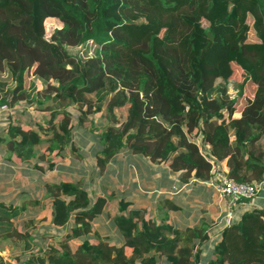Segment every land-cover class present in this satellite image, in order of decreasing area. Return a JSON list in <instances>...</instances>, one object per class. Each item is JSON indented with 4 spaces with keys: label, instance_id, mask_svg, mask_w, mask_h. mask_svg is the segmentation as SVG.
Returning a JSON list of instances; mask_svg holds the SVG:
<instances>
[{
    "label": "trees",
    "instance_id": "obj_1",
    "mask_svg": "<svg viewBox=\"0 0 264 264\" xmlns=\"http://www.w3.org/2000/svg\"><path fill=\"white\" fill-rule=\"evenodd\" d=\"M47 18L61 22L48 36ZM20 102L41 120L24 127L13 116L0 141L23 161L52 169L66 149L80 153L77 123L96 135L99 165L127 148L183 181L215 178L224 162L227 176L260 186L264 0H0V105ZM81 183L44 182L51 221L68 228L25 264L198 263L192 228L149 218L114 192L92 199ZM23 209L0 200V241L31 247L16 223ZM102 213L120 241L93 229ZM212 252L206 264H264V206L227 224Z\"/></svg>",
    "mask_w": 264,
    "mask_h": 264
},
{
    "label": "crops",
    "instance_id": "obj_2",
    "mask_svg": "<svg viewBox=\"0 0 264 264\" xmlns=\"http://www.w3.org/2000/svg\"><path fill=\"white\" fill-rule=\"evenodd\" d=\"M22 110L24 112H21ZM39 112L41 113L35 106L27 105L24 102H20L12 108L0 109V136L13 116L16 120H20L24 127H27L30 124L29 122L41 120V116L38 117ZM96 143L98 145L97 139ZM77 144L79 146V143ZM197 146L202 150L207 149V145H198L197 143ZM40 150H45L44 143L40 144ZM47 156H49V153H47ZM66 156L68 155L65 151L62 156L54 157L52 160L55 165L52 169H49L45 161L40 159L21 160L14 153L7 151L0 141V200L13 203L16 206L24 205L23 212L16 217V220L18 228L25 232L29 241L31 240L30 246L32 248L39 249L34 247L28 222L34 217L40 218V216L45 215L42 210L44 203H46L50 204L48 214H46L47 224L54 225L51 221L52 204L46 195L44 182L50 180L48 173L57 171L56 173L62 174V165L59 164ZM118 161L121 162L122 170L118 171L117 168L112 173V177L121 184L124 194L119 195V197L129 199L133 207L145 206L147 216L156 219L158 222H169L179 230L192 228L190 235L193 237L194 234L197 235L194 245V249L198 254L197 264H206L213 253L214 244L220 231L228 224L225 217L227 206L217 199L215 178L203 181L191 177L187 181H183L180 178L178 169H174L160 161H152L141 154L133 153L127 148H123L109 159L105 164V169L100 173H106L112 165L114 168L116 165L118 167ZM129 163H133L131 168L135 167L137 169V175L134 178L130 177ZM222 167L226 169L224 162ZM61 179L68 178L62 177ZM112 192L118 193L116 189L108 187L105 194ZM191 197L194 198L193 203H189ZM176 198L186 202L188 206L183 207L184 204L178 203ZM252 206H264V184L259 186V190L252 198L241 199L238 202L231 222L238 219L246 209ZM59 227H61V234H64L68 225ZM92 227L100 234L110 237L108 233L100 231L93 220ZM43 235H46V233H43ZM15 242H18V240H15ZM2 243L3 240L0 241V244ZM49 243H42L44 245L40 248ZM11 263L18 264L14 260H11Z\"/></svg>",
    "mask_w": 264,
    "mask_h": 264
},
{
    "label": "rangeland",
    "instance_id": "obj_3",
    "mask_svg": "<svg viewBox=\"0 0 264 264\" xmlns=\"http://www.w3.org/2000/svg\"><path fill=\"white\" fill-rule=\"evenodd\" d=\"M46 25V36H48L51 32V30L55 26L61 25V22L57 18H47L45 20ZM54 81V80H52ZM229 91L232 95H236V88L234 87L233 81H229ZM42 112H39L38 117H40ZM37 117V118H38ZM76 118V116H73ZM95 117H98V114H95ZM24 126V125H23ZM85 128H83L81 125H78L76 123L74 127V140L79 143V151L80 153H73V151H70L69 148L66 150V156L63 158L62 162H60L61 171L62 174L59 173H48L49 179L48 181L56 182L57 180H60L62 177H66L68 179H80L82 181L81 185L82 187L86 188L89 191V194L91 198H95V195L102 193L105 194L108 187L111 189H116L118 193H116L117 196L123 195L121 184L114 179L113 172L116 171V169L119 171L122 170L121 162L118 161V167L117 165L115 168L110 166L108 168L109 171L106 173H100L103 172L105 169V165L98 163V148L99 146L96 145V135L87 131H84ZM187 133L190 137H193V131L191 132L190 129H187ZM196 140V139H195ZM198 142V145H202V143L199 140H196ZM42 141L41 143H43ZM80 156V157H79ZM58 157V156H54ZM116 158V157H115ZM114 158V159H115ZM35 159V158H34ZM117 160V159H115ZM133 164V163H132ZM131 163H129V170H130V177L134 178L135 175H137V169L131 168ZM47 165V164H46ZM98 165V167H97ZM59 168V167H58ZM128 175V173H127ZM164 177V175H162ZM194 198L191 197L189 199V203H193ZM176 201L182 205L183 207L188 206L186 202L180 201L178 198H176ZM50 208V204L44 203V207L42 212L45 214L44 216L34 217L33 219H30L28 222V228L29 232L31 233V236L33 237L32 242L34 243V247H40L44 244L42 243H49L54 242L57 237H61L63 234H61V227L58 225L50 224L48 225V219L46 217V214H48V209ZM26 219V217H25ZM96 226L100 231L103 233H108L110 235V239L115 241H120V232L118 228L116 227L114 221L112 218H109L105 213L99 214L95 219ZM16 223L18 224L17 220ZM18 226V225H17ZM43 233H46V235H43ZM52 235V236H48ZM55 238H51V237ZM48 238H50L48 240ZM51 240V241H50ZM31 241V240H30ZM46 245V244H45ZM37 248H32L29 246H26L24 244V239H20L18 242H15L14 239H6L3 240V243L0 244V250L6 252V256L8 259H6V262L9 264L11 263V260H14L18 264H25L27 257L31 254V252H39L40 250Z\"/></svg>",
    "mask_w": 264,
    "mask_h": 264
},
{
    "label": "built area",
    "instance_id": "obj_4",
    "mask_svg": "<svg viewBox=\"0 0 264 264\" xmlns=\"http://www.w3.org/2000/svg\"><path fill=\"white\" fill-rule=\"evenodd\" d=\"M7 106L2 104L0 109H6ZM223 170L215 171V188L217 190V199L219 202H224L227 206L225 212L226 222L229 224L233 218L235 207L242 197H252L259 190V185L255 186L248 182H239L232 177L227 176ZM0 255L4 260L8 259L6 252L0 250Z\"/></svg>",
    "mask_w": 264,
    "mask_h": 264
},
{
    "label": "water",
    "instance_id": "obj_5",
    "mask_svg": "<svg viewBox=\"0 0 264 264\" xmlns=\"http://www.w3.org/2000/svg\"><path fill=\"white\" fill-rule=\"evenodd\" d=\"M208 35H209L210 38H213V35L211 34L210 31H208Z\"/></svg>",
    "mask_w": 264,
    "mask_h": 264
}]
</instances>
